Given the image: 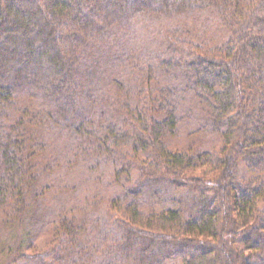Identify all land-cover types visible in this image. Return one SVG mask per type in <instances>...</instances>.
Listing matches in <instances>:
<instances>
[{"label": "trees", "instance_id": "trees-1", "mask_svg": "<svg viewBox=\"0 0 264 264\" xmlns=\"http://www.w3.org/2000/svg\"><path fill=\"white\" fill-rule=\"evenodd\" d=\"M177 260L264 264V0H0V263Z\"/></svg>", "mask_w": 264, "mask_h": 264}, {"label": "rangeland", "instance_id": "rangeland-1", "mask_svg": "<svg viewBox=\"0 0 264 264\" xmlns=\"http://www.w3.org/2000/svg\"><path fill=\"white\" fill-rule=\"evenodd\" d=\"M174 146L177 147L176 144H174ZM147 196H146V198H147L146 200L151 202V199L149 197H147ZM163 197H164V195H163V192H162V194H157V198L156 199L159 200V199H162ZM46 240H47V236H45V235L38 237V239L36 240V246L38 248H43L44 245H45ZM158 258H161V256H159ZM170 261H172V259ZM177 264H178V260H177Z\"/></svg>", "mask_w": 264, "mask_h": 264}]
</instances>
